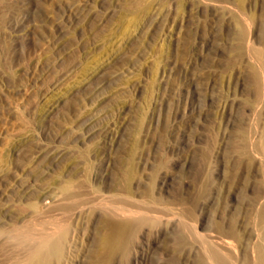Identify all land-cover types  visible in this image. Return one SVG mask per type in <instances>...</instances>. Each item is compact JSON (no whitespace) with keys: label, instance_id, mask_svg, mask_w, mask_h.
<instances>
[{"label":"rangeland","instance_id":"obj_1","mask_svg":"<svg viewBox=\"0 0 264 264\" xmlns=\"http://www.w3.org/2000/svg\"><path fill=\"white\" fill-rule=\"evenodd\" d=\"M263 146L264 0H0V264H96L107 206L108 264H264Z\"/></svg>","mask_w":264,"mask_h":264},{"label":"bare ground","instance_id":"obj_2","mask_svg":"<svg viewBox=\"0 0 264 264\" xmlns=\"http://www.w3.org/2000/svg\"><path fill=\"white\" fill-rule=\"evenodd\" d=\"M199 99L200 97L197 94V97L195 98V100L199 102L200 101ZM198 111L199 110L195 109V110H192L191 112L195 113ZM200 114H201V111H200ZM262 148L264 152V146ZM69 183L70 182H68V185L71 186V183L70 184ZM72 186L70 189L72 188L74 189V187H78V186H74V183ZM61 195L62 194H60V196ZM66 196L67 197H64L62 195L61 199L67 200V199L72 198V197H68V195ZM93 203H94L93 200L83 199L79 203L70 204L67 207L74 208V209L78 207L88 209ZM105 209L107 212L106 216L103 219L105 230L98 237V245H97V250H96V264H108V262L111 260L113 256H115V254L123 250V247H124L123 241L125 239L127 231L131 228V225H133L131 224V222L129 223L127 221L113 219L110 213L108 212L111 211V212H114V214H119V213H117L114 209L108 206L105 207ZM177 209L178 208H176V210ZM176 210L174 209V212H176ZM120 214L121 216H124L122 213ZM128 215L129 214H127V216ZM260 223L263 225V228H264V207L260 212ZM22 227L23 226L21 225L20 228ZM15 233L22 234L23 228L22 230L17 229V232ZM44 236H49V238L45 240L36 241V242L35 241L32 242V239H27L25 241H17L16 239L11 238V237L9 239L5 237V239L8 240L7 246H11L9 251L5 254V257H4L5 264H54L55 262L60 261L65 252L67 234L63 232L59 236L53 237L52 232H49L47 234L35 235L34 238L42 239ZM210 239H211L210 241L216 244L219 248H222L228 252L232 249V244L224 238L221 228H218V232L212 235ZM210 258L214 264H230L229 262L223 260L222 258L214 254H212Z\"/></svg>","mask_w":264,"mask_h":264}]
</instances>
